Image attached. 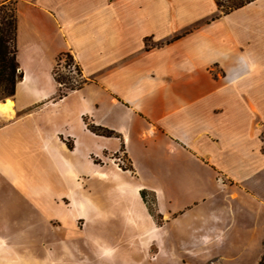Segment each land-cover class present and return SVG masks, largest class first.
I'll list each match as a JSON object with an SVG mask.
<instances>
[{
    "label": "crops",
    "instance_id": "0c3cea01",
    "mask_svg": "<svg viewBox=\"0 0 264 264\" xmlns=\"http://www.w3.org/2000/svg\"><path fill=\"white\" fill-rule=\"evenodd\" d=\"M14 10L21 79L0 100L12 109H0V183L13 181L35 206L36 224L51 229L32 264L107 260L94 244L110 254L103 234L120 220L101 201L141 191L167 214L155 231L163 252L171 228L186 255L234 238L239 222L250 243H264V0L219 16L215 0H14ZM62 52L83 83L58 97L52 70ZM11 130L29 135L9 148L32 166L25 179L4 170ZM117 152L129 164L119 173L91 162ZM34 153L41 163L27 158ZM91 180L100 183L92 198ZM219 199L230 204L227 219ZM138 205L152 226L153 214ZM85 228L103 240L91 242ZM16 249L0 236V264L20 261Z\"/></svg>",
    "mask_w": 264,
    "mask_h": 264
},
{
    "label": "rangeland",
    "instance_id": "374dc122",
    "mask_svg": "<svg viewBox=\"0 0 264 264\" xmlns=\"http://www.w3.org/2000/svg\"><path fill=\"white\" fill-rule=\"evenodd\" d=\"M9 2L13 3L14 0L0 1V4ZM3 21L4 19H1L0 17V27L4 26ZM64 60V58L61 60V64L57 68V74L61 77H65V80L69 83H76L80 78L74 61L70 63L74 66V69L72 70L70 68L69 70L67 67L68 64L66 65V68H64ZM23 123L24 122H22V124ZM91 125H89V127ZM28 136L29 135L20 132L18 133V130H11L7 140L5 139L3 160L7 163L5 164L6 167H4V170L13 178L22 177L25 179L28 177L27 175L29 173H32V166L22 161H18L9 150L10 147L19 148L20 145L23 146L24 143H28ZM93 146L99 153L102 151L101 148H99L100 144L93 143ZM67 152L68 151L65 150L64 155L70 157ZM34 154L35 157L27 158L33 160L35 163H41L40 157H42V153ZM95 157L98 156L95 155ZM100 158L101 157H92L91 162L94 164H101L106 170H112L118 173L121 170L129 168V164L125 161L123 154L120 152H117V154H108L105 161H101ZM1 175L2 177L5 176V174ZM81 182L86 184L84 177L81 178ZM98 188H100V183L91 180L89 187L91 198L93 194L96 196V194L99 193ZM58 190H60L59 192H66L61 188ZM17 191L18 190L14 187L13 181L2 180L0 183V236L9 239L14 247L17 248L16 251L18 253H23L21 254L20 261L17 263L4 264H32L28 258L39 256L38 254H41V251L48 246L47 244L51 239L47 241L42 240L45 239L44 234L49 235V230L51 229L47 226H39V224H36L38 216L34 209L35 206L28 199L18 194ZM141 192L139 195H128L124 193L116 195L115 197L112 196V199L107 197V202L105 200L101 201L103 204L106 203L108 208H111L110 210L113 216L108 215L109 219L114 218L120 220V226L118 228H112L113 232L111 234L108 232H105L104 234L102 233L108 239L110 243L109 246H112V249H109L110 254H107L103 248L94 244L99 248V252L102 253V255H105L107 260L92 258L89 260L91 264H256L264 253V243L258 246L255 243H250L246 238L248 234L245 232V228L241 226V224H244L245 222H242L241 224H239V222L238 225L235 226L237 235L235 237L233 236L234 238H226L222 243L212 245L210 251L201 252L196 255H186L181 250V246L179 245L181 241L177 238L178 234L175 232L176 230L171 228V239L166 238L167 242L170 244H167L166 252H163L161 230H159L158 233L155 231L159 225L163 224L165 218H167V214L156 211L153 204V195L151 193L144 192V194H141ZM141 200L144 203L146 202L145 204L147 208L149 205L151 209L149 211L153 214L154 219V224H152V226L149 222H146L144 216H142V210L138 205V202ZM249 202L253 205H257V202L254 200H249ZM217 204L219 208L224 210V218L227 219L229 210L228 206L230 204L220 203V199ZM138 211L140 212V217L133 218L135 212L139 214ZM70 219H74L75 221L78 219L76 221L77 224L82 226V220L77 218L75 214H73ZM25 222H27V224H24ZM220 223L221 220L219 221V224ZM251 223L252 222L250 221L249 226H251ZM99 233V229H84V234L90 238L91 242H99L103 240V235ZM40 235L42 238L41 244L39 241ZM181 245L183 246L184 244ZM259 249L260 254L258 253ZM237 252H239L240 255L243 253L242 259L238 258L239 254H237ZM38 261L37 264H48L47 260L41 259Z\"/></svg>",
    "mask_w": 264,
    "mask_h": 264
},
{
    "label": "trees",
    "instance_id": "16d2710c",
    "mask_svg": "<svg viewBox=\"0 0 264 264\" xmlns=\"http://www.w3.org/2000/svg\"><path fill=\"white\" fill-rule=\"evenodd\" d=\"M250 1L252 0H215L217 5L216 16L226 14ZM13 4L14 2L0 4V17L1 19H4V26L0 27V100L11 97L14 93L16 82L21 79V71L19 70V66L16 61V18ZM63 58L65 59L64 68H66L67 64L74 61L68 52L60 53L56 59L52 74L55 81L58 83V97H62L68 90L76 89L83 83V80L81 79H79L76 83H69L65 80V77H61L57 74V68L61 64L60 62ZM75 67L77 69V73H79L78 65L75 64ZM89 128L97 134L107 136H112L114 134L112 130L93 124ZM141 194H144V191H142ZM148 209L151 210L149 205ZM256 264H264V253Z\"/></svg>",
    "mask_w": 264,
    "mask_h": 264
},
{
    "label": "bare ground",
    "instance_id": "6f19581e",
    "mask_svg": "<svg viewBox=\"0 0 264 264\" xmlns=\"http://www.w3.org/2000/svg\"><path fill=\"white\" fill-rule=\"evenodd\" d=\"M0 109H2L4 111H12L8 100H6L5 103H0Z\"/></svg>",
    "mask_w": 264,
    "mask_h": 264
},
{
    "label": "built area",
    "instance_id": "2783aa9c",
    "mask_svg": "<svg viewBox=\"0 0 264 264\" xmlns=\"http://www.w3.org/2000/svg\"><path fill=\"white\" fill-rule=\"evenodd\" d=\"M68 69L70 70V68L73 70L74 69V66L72 64H68L67 65Z\"/></svg>",
    "mask_w": 264,
    "mask_h": 264
}]
</instances>
